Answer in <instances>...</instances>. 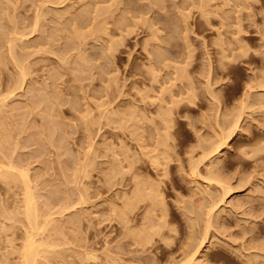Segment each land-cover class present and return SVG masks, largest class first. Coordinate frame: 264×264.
<instances>
[{
	"label": "rangeland",
	"instance_id": "rangeland-1",
	"mask_svg": "<svg viewBox=\"0 0 264 264\" xmlns=\"http://www.w3.org/2000/svg\"><path fill=\"white\" fill-rule=\"evenodd\" d=\"M263 85L264 0H0V264H264Z\"/></svg>",
	"mask_w": 264,
	"mask_h": 264
},
{
	"label": "bare ground",
	"instance_id": "bare-ground-1",
	"mask_svg": "<svg viewBox=\"0 0 264 264\" xmlns=\"http://www.w3.org/2000/svg\"><path fill=\"white\" fill-rule=\"evenodd\" d=\"M259 86H260V85H259ZM263 86H264V85H263ZM260 87H261V86H260ZM220 142H221V141H220ZM222 142L224 143L223 140H222ZM222 142L219 143V144L217 145V147H215V148L213 149V152H217V151H219L221 145H223ZM210 152H212V149H211ZM208 154H209V153H208ZM211 173H212V170H211ZM210 175H211V174H210ZM210 175L208 174L207 177H205V178H208V177L211 178V177H213V176H210ZM215 176H216V175H215ZM215 176H214V177H215ZM216 177L218 178V176H216ZM217 178H216V180H217ZM208 179H209V178H208ZM214 179H215V178H213V181H214ZM218 179H219V178H218ZM211 180H212V178L210 179V181H211ZM219 180H220V179H219ZM219 180H218V181H219ZM207 181H209V180H207ZM221 182H222V180L219 181V183L216 181V183H217L218 185H220ZM220 186L225 187L224 185H220ZM225 188H226V187H225ZM226 189H227V188H226ZM228 189H230V187H229ZM230 190H231V189H230ZM230 190H227V192L224 191V194H223L224 197H226V193H227V195H228V192H229ZM136 193H137V192H136ZM229 193H230V192H229ZM224 197H222V198H224ZM33 200H34V198H33L32 194L29 192L28 195H27V198H26V202H27V204H26V208H27L26 211H27V212H26V213H28L29 210L31 211V206H32V205L30 206V204L33 202ZM221 200H223V199H221ZM33 203H34V202H33ZM33 203H32V204H33ZM217 205H218V204H217ZM217 205H216V206H217ZM29 206H30V208H29ZM216 206H211L212 208H210V211H212V212H211V214H210V213H209L210 211H209L207 214L211 216L212 213H213V210H214L213 208H214V207L216 208ZM29 214H30V212H29ZM29 214H27L28 217H29L30 215H32V213H31L30 215H29ZM30 217H31V216H30ZM30 220H31V219H30ZM30 220H29V221H30ZM206 235H207V234H206ZM195 240H196V239H195ZM204 240L206 241V238H205V236L203 235V237H202V239H201V242L204 243ZM189 241H190V240H189ZM196 241H198V240H196ZM201 242H200V245L198 244V246H201V244H202ZM195 243H199V242H195ZM195 245H196V244H194L193 246H195ZM198 246L196 247V248H197L196 250H195V249H191V251H192V250H195V252H194V253H191V254H190V257H188L190 261H191V259L196 258L195 255L197 254L198 250L203 246V244H202L201 247H199V249H198ZM27 247H29V246H27ZM27 247H26V250H27ZM186 247H187V246H186ZM186 247H185V248H186ZM187 248H189V246H188ZM30 249H31V248H30ZM199 251H201V250H199ZM30 252H31V251H30ZM25 254H26V253H25ZM29 254H30V253H29ZM255 255H256V254H255ZM187 256H188V255H187ZM194 256H195V257H194ZM261 257H262V256H261ZM188 258H187V259H188ZM250 259H251V258H250ZM185 260H186V259H185ZM189 260H187V261L190 263ZM193 260H194V259H193ZM193 260H192V262H193ZM184 262H186V261H184ZM184 262H183V264H184ZM188 262H186L185 264H188ZM247 262H248V261H247ZM254 262H255V261H254ZM180 264H181V263H180ZM250 264H251V263H250Z\"/></svg>",
	"mask_w": 264,
	"mask_h": 264
}]
</instances>
